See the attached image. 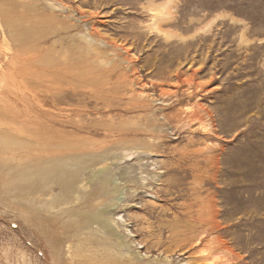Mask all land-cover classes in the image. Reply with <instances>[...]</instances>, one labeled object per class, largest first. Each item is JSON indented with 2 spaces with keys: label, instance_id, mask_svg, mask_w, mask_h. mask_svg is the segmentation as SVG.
<instances>
[{
  "label": "rangeland",
  "instance_id": "rangeland-1",
  "mask_svg": "<svg viewBox=\"0 0 264 264\" xmlns=\"http://www.w3.org/2000/svg\"><path fill=\"white\" fill-rule=\"evenodd\" d=\"M0 264H264V0H0Z\"/></svg>",
  "mask_w": 264,
  "mask_h": 264
},
{
  "label": "bare ground",
  "instance_id": "bare-ground-1",
  "mask_svg": "<svg viewBox=\"0 0 264 264\" xmlns=\"http://www.w3.org/2000/svg\"><path fill=\"white\" fill-rule=\"evenodd\" d=\"M197 113H198V112H197ZM190 118H191V117H190ZM190 118H189V119H190ZM191 120H192V119H191ZM187 123H188V122H187ZM191 123H192V122H191ZM189 125H190V124H189ZM205 151H206V150H205ZM189 154H190V153H189Z\"/></svg>",
  "mask_w": 264,
  "mask_h": 264
}]
</instances>
